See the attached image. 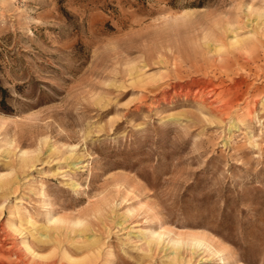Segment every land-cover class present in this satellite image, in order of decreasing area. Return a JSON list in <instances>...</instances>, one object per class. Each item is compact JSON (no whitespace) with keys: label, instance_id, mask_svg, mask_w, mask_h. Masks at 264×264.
Listing matches in <instances>:
<instances>
[{"label":"rangeland","instance_id":"rangeland-1","mask_svg":"<svg viewBox=\"0 0 264 264\" xmlns=\"http://www.w3.org/2000/svg\"><path fill=\"white\" fill-rule=\"evenodd\" d=\"M0 85V257L264 264V0H0Z\"/></svg>","mask_w":264,"mask_h":264},{"label":"bare ground","instance_id":"bare-ground-1","mask_svg":"<svg viewBox=\"0 0 264 264\" xmlns=\"http://www.w3.org/2000/svg\"><path fill=\"white\" fill-rule=\"evenodd\" d=\"M51 145V144H50ZM50 149V148H49ZM74 168H78V167H80L79 165H74L73 166ZM10 234H9V232L8 231H6L3 227H1L0 228V246L2 245V243H4V242H6V240H7V238H8V236H9ZM42 241L44 240V239H41ZM45 241V240H44ZM26 247V251H28V252H30L31 254L33 253V251L31 252L30 251V248L29 247H27V246H25ZM38 247V249H42V248H44V247H41V246H37ZM0 248H2V246L0 247ZM101 253V252H100ZM16 254V253H15ZM180 260V259H179ZM179 261H173V262H170V264H177ZM17 263H21V264H27V263H25L24 261H23V259L22 258H19L18 259V261H17ZM0 264H16V263H13V261H11V260H9L8 258H4V257H0ZM47 264H55V262H52V263H47Z\"/></svg>","mask_w":264,"mask_h":264},{"label":"trees","instance_id":"trees-1","mask_svg":"<svg viewBox=\"0 0 264 264\" xmlns=\"http://www.w3.org/2000/svg\"><path fill=\"white\" fill-rule=\"evenodd\" d=\"M8 97L9 94L7 89L0 85V110L5 113H10L12 111V108L7 101Z\"/></svg>","mask_w":264,"mask_h":264}]
</instances>
